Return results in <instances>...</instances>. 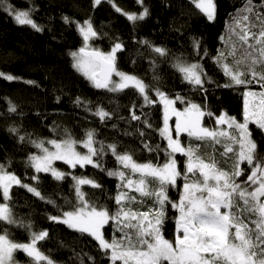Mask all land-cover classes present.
<instances>
[{"label": "snow or ice", "instance_id": "6c2138e0", "mask_svg": "<svg viewBox=\"0 0 264 264\" xmlns=\"http://www.w3.org/2000/svg\"><path fill=\"white\" fill-rule=\"evenodd\" d=\"M107 2L112 4L117 13L126 17L133 27L149 14L148 8L143 6V0H136L143 8L139 13L124 11L114 0ZM101 3L102 0H92L93 8ZM193 3L209 21L214 20V0H193ZM259 7L264 9V0H261ZM0 8L12 15L19 25H28L37 32L43 31L31 18L33 9L18 10L8 0H0ZM63 19L66 23L70 22L69 17ZM77 28L83 38V45L70 53L73 67L94 88L109 93L133 90L143 99L141 108L157 102L163 105V126L158 132L167 142L166 147L156 145L153 148L148 143H144L143 147L149 152L163 151L165 160L162 164L151 160L139 162L134 152H121L116 143L105 144L97 140L95 129L86 130L82 140L72 138L71 134H66V138L60 140H36L29 135L19 136L20 142L30 143L38 150L25 161V167L35 173L30 177L35 183H24L14 172L9 171L11 161L0 162V223L23 229L28 233V240L16 241L11 238L8 228L0 230V264H19L15 255L17 252L25 254L27 264H56L41 248V242L49 237V232L37 230L31 220L20 218L14 213V186L24 188L45 203L52 204L60 214L49 215L48 219L90 236L98 243L99 250L107 257L109 264H264V157L260 155L259 145L249 128L250 124H254L264 132V11H258L253 0H245L229 29L230 51L220 52L215 58L224 74L230 78V82L223 87L244 86L246 90L243 92V121L221 112L215 116L216 126L213 128L204 125L205 116H214L206 110V106L186 101L179 95L175 99L169 98L156 83L150 85L137 75L121 71L117 63L118 53L124 51L125 45L118 38L111 49L104 52L91 43L98 38L91 19L78 23ZM140 43L161 56L166 55L165 49L152 47L148 41ZM193 45L199 48L198 41L194 40ZM238 51L241 55L236 59ZM228 57H233V60L226 62ZM174 67L184 81L203 88L204 72L199 63L178 60ZM0 78L9 81L17 79L4 73H0ZM153 80H159L155 71ZM253 83L260 85L259 92L248 89V85ZM153 92L157 99H153ZM177 101L185 104L183 110L175 107ZM75 103L77 106L83 104L79 97ZM87 110L102 123L113 116L102 106ZM8 112H16L15 105L10 101ZM130 114L131 120H141L132 109ZM172 117H175L174 127L169 125ZM143 123L148 128L152 127L147 120ZM221 125H227V129L221 128ZM9 132L18 134V129L9 128ZM182 134L192 141L223 144L221 155L232 154L233 170L229 172L220 168L214 158L206 160L202 157L199 154L200 143L184 145ZM140 135L143 137L144 132L140 131ZM78 145L86 151H81ZM109 152L117 165L111 169L105 168L103 163L104 156ZM177 153L186 157L183 171L178 168L175 158ZM56 161L72 169L91 165L115 178L116 194L110 197L116 205L115 209L89 199L84 185L102 189L95 179L61 171L54 166ZM242 163L250 168L246 180L239 179L245 174ZM40 173L50 174L55 181L71 176L74 200L65 197L68 210L61 211L62 206L42 194L38 187ZM181 178L184 183L179 199L173 201L169 198V190L179 189L178 180ZM145 198L152 200V206L147 211L133 207L136 203L142 204ZM169 205L178 213L175 217V239L172 241L163 234ZM110 224L113 234L108 239L104 229Z\"/></svg>", "mask_w": 264, "mask_h": 264}, {"label": "trees", "instance_id": "16d2710c", "mask_svg": "<svg viewBox=\"0 0 264 264\" xmlns=\"http://www.w3.org/2000/svg\"><path fill=\"white\" fill-rule=\"evenodd\" d=\"M253 2L258 11H264L259 7L261 0ZM8 3L18 10L33 9L31 18L43 28V31L37 32L28 25H19L12 15L0 8V73L17 78L12 81L0 78V162L11 161L8 170L24 183H35L30 179L35 173L25 167V161L38 150L30 143L20 142L21 135H29L36 140H60L66 138V134H71L72 138L82 140L86 130L95 129L97 140L105 144L116 143L121 152H134L139 162L151 160L162 164L165 160L163 151L149 152L143 147L144 143L153 148L156 145L166 147V141L158 132L163 124V105L157 102L141 108L143 99L133 90L109 93L94 88L73 67L70 53L83 45L77 24H82L86 19H91L98 33V38L91 41L94 47L109 51L117 38L123 42L125 48L118 53L117 61L121 71L137 75L150 85L156 83L169 97L179 95L186 101L206 106V110L214 114L212 118L204 117L206 127H215V116L221 112L243 121V92L246 89L244 86L223 87L230 82V78L224 74L215 58L220 52L230 51L229 29L245 0H215L216 14L212 21L195 7L193 0H143V6L148 8L149 14L144 20L138 21L135 27L126 17L117 13L107 0H102L95 8L92 0H8ZM114 3L126 12L139 13L143 10L136 0H114ZM65 16L70 18V22L64 21ZM194 40L199 42L198 49L193 45ZM140 41H148L152 47L165 49L166 55L155 53ZM240 55L238 51L235 58L238 59ZM178 60L202 66L203 88L194 87L182 79L174 67ZM232 60L233 57H228L226 62ZM154 71L159 77L158 81L153 80ZM253 88L259 90L260 85H248V89ZM151 95L157 99L154 92ZM78 97L83 102L81 106L75 103ZM9 101L15 105V113L8 112ZM176 105L179 108L185 106L179 101ZM86 106L93 110L102 106L113 116L102 123ZM130 109L141 117L140 121L130 119ZM144 120L152 127H146ZM9 128H17L18 134L10 133ZM249 128L259 145L260 155L264 157V132L254 124H250ZM140 131L144 132L143 137ZM181 139L184 145L200 143L199 154L202 157L206 160L214 158L220 168L231 172V167L226 163L230 158L221 155L223 144L192 141L186 134H182ZM175 158L179 170L183 171L186 157L177 153ZM103 163L109 169L117 166L110 152L104 156ZM54 166L76 176L95 179L102 189L84 185L89 199L115 209L116 205L110 199L116 194L115 178L91 165L72 169L56 161ZM242 168L245 174L239 179L246 180L250 168L246 163L242 164ZM38 175V187L42 194L62 206L61 211L68 210L65 197L74 200L71 176L55 181L50 174ZM183 183L181 178L178 180L180 188L169 190L171 200L179 199ZM143 203L151 205L152 200L145 198ZM145 205L141 207L145 209ZM12 206L18 217L31 220L37 230L49 232V237L41 242V248L56 264H81V261L83 264H109L107 257L99 250L98 243L90 236L48 219L49 215L60 214L52 204L45 203L24 188L14 186ZM177 215L169 205L163 234L170 241L175 239ZM4 228H8L12 239L27 242L28 233L23 229L0 223V230ZM104 231L107 238L111 239V224L105 226ZM15 255L19 264H27L28 258L23 252Z\"/></svg>", "mask_w": 264, "mask_h": 264}, {"label": "rangeland", "instance_id": "374dc122", "mask_svg": "<svg viewBox=\"0 0 264 264\" xmlns=\"http://www.w3.org/2000/svg\"><path fill=\"white\" fill-rule=\"evenodd\" d=\"M214 2H215V0H214ZM104 52H107V51H104ZM73 63H74V61H73ZM253 84H256V83H253ZM250 90H252V91H257V92H259L260 91V89L258 90V89H250ZM169 98H172V99H175L174 97H169ZM175 107L177 108V109H179V110H183L184 109V107H182V108H179V107H177V105L175 104ZM243 108H244V106H243ZM174 123H175V117H172L170 120H169V125L170 126H172V127H174ZM162 126H163V124H162ZM222 126H225V128L224 129H227V125H222ZM222 126H220L221 128H223ZM212 128V127H211ZM167 143V142H166ZM192 144H194V143H192ZM49 147H51V146H49ZM234 147L235 148H238V146H236V145H234ZM78 148L81 150V151H86L85 149H83L82 147H80L79 145H78ZM228 157L230 158V161L228 162V160L226 161V163H228V166H229V168L231 167V171L233 170V158H232V154L230 153L229 155H228ZM55 163V162H54ZM243 164V163H242ZM241 167H242V165H241ZM226 171H227V169H226ZM137 204L139 205V206H137ZM143 205H145L144 203H136L135 205H133V207L135 208V209H137V210H142V211H147L151 206H152V204L151 205H145L146 206V208L145 209H143L141 206H143ZM175 234H176V228H175Z\"/></svg>", "mask_w": 264, "mask_h": 264}]
</instances>
